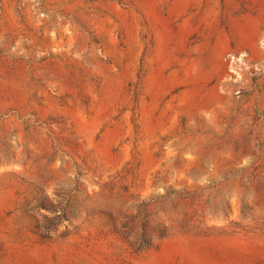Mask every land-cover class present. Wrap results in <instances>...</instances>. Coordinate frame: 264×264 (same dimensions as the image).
I'll use <instances>...</instances> for the list:
<instances>
[{"label":"rangeland","instance_id":"374dc122","mask_svg":"<svg viewBox=\"0 0 264 264\" xmlns=\"http://www.w3.org/2000/svg\"><path fill=\"white\" fill-rule=\"evenodd\" d=\"M0 264H264V0H0Z\"/></svg>","mask_w":264,"mask_h":264}]
</instances>
